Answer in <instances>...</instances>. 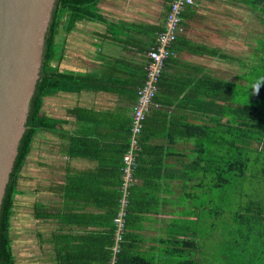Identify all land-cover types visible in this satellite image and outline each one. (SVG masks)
Here are the masks:
<instances>
[{
  "label": "trees",
  "instance_id": "obj_1",
  "mask_svg": "<svg viewBox=\"0 0 264 264\" xmlns=\"http://www.w3.org/2000/svg\"><path fill=\"white\" fill-rule=\"evenodd\" d=\"M101 1L58 0L54 10L46 35L41 79L31 101L27 128L1 207L0 264H110L113 259L115 264H155L131 250L135 224L133 215L140 211L136 205L134 185L129 192L120 250L115 253L113 249L116 236L114 219L122 195L123 156L130 146L132 118L130 124L126 118L117 123L119 116L115 112L110 115L90 103L75 105L67 113L78 120V134L67 135L62 130L65 121L49 115L44 108L45 99L59 93L106 92L121 96L125 93L129 100L136 102L137 91L146 79L143 65L139 66L140 70L130 68L129 74H135L134 81L125 72L124 79L129 84V88L125 89H118L113 84L116 63H131L134 66L127 58H109L106 53L99 52L98 56L105 64L101 71L80 73L62 69L66 52L71 49L67 34L73 32L79 22H107L98 7ZM252 2L264 5V0ZM186 17L185 9L182 13L184 26ZM111 30L116 32L114 27ZM146 30L150 37L146 50H150L162 28L147 26ZM132 40V36H127L128 42ZM173 48L176 52L185 50L218 60L229 59L218 47L192 42L182 35L175 40ZM170 67L174 70H168ZM244 79L251 91L248 98L237 94L234 83L213 75L207 66L180 61L176 56L169 58L160 77L155 104L139 137L135 182L141 166L147 162L146 158L157 149L150 143L152 132L149 126L159 121L154 116L163 117L161 119L174 117L179 122L180 138H206L213 146L215 156L211 173L217 182L212 189L226 188L233 178H239L249 160L246 147L251 149L255 143H261L264 135V69L255 75L248 74ZM168 107H172L173 111L169 112ZM226 116L227 122L223 121ZM42 132L60 136L63 140L68 137L70 142L59 144L56 158L49 156L54 154L49 149V155L41 159L35 151V141ZM63 156L67 157V162H63ZM74 158L95 162V167H73L70 162ZM31 168L36 172L29 174ZM30 180L33 181L31 191L25 188H29ZM183 191L186 195L187 190ZM28 194H34L30 211L21 200ZM240 209L247 212L253 208L242 203ZM19 239L24 243L22 248L19 247ZM186 248V243L179 242V249L166 253L167 261L162 264H170L169 260L175 256L180 260L173 264H199L191 257L192 248ZM29 253L31 258L23 259ZM22 254L24 256L20 257Z\"/></svg>",
  "mask_w": 264,
  "mask_h": 264
},
{
  "label": "rangeland",
  "instance_id": "obj_2",
  "mask_svg": "<svg viewBox=\"0 0 264 264\" xmlns=\"http://www.w3.org/2000/svg\"><path fill=\"white\" fill-rule=\"evenodd\" d=\"M232 13H236V10L230 8L222 18H214L220 24L212 26L213 36L210 42L228 55L229 59L205 57L199 62L209 67L213 75L234 83L237 94L248 98L251 91L244 76L255 75L264 69V11L260 12L259 18L248 6L241 25L234 24ZM78 24L73 32L67 34L70 45L77 44L78 37L83 33L85 38L90 39L92 36L93 28H87L86 31L80 22ZM89 45L86 42L84 49H91ZM91 51H95V47ZM231 57L235 58L230 60ZM69 58L72 65H76V62L83 66L86 63L82 57H77L74 50L67 52L66 59ZM71 100L70 96L45 100L44 108L48 113H60L61 107ZM223 121H228L227 116ZM55 140L58 141L46 132L40 133L35 141L37 156L45 159ZM207 142L206 138L180 139V165L183 168L180 180L174 182L177 185L170 189L174 201L172 207L174 212H178L173 223L178 228L169 235L171 249L167 253L179 249V242H184L187 250L192 248L193 261L199 264H264V135L261 143H255L251 149L246 147L249 160L244 173L239 178H233L231 184L222 189H212L217 182V178L211 173L215 154L213 146ZM35 172L34 168L29 170V174ZM25 175L27 179L28 173ZM28 184L29 188H25L31 191L33 181L30 180ZM183 189L187 190L186 195H183ZM21 200L30 211L34 194L24 195ZM205 203L206 207H199ZM242 203L251 206L252 211L242 212ZM200 215L201 220H198ZM19 240V247H24L23 241ZM30 258L29 254L23 259ZM178 260L180 258L175 256L169 263L173 264Z\"/></svg>",
  "mask_w": 264,
  "mask_h": 264
},
{
  "label": "crops",
  "instance_id": "obj_3",
  "mask_svg": "<svg viewBox=\"0 0 264 264\" xmlns=\"http://www.w3.org/2000/svg\"><path fill=\"white\" fill-rule=\"evenodd\" d=\"M252 1L195 0L193 5L186 8V30L182 36H185L186 39L192 42L213 46L210 44L213 36L212 26L220 24L214 18H222L224 14H228V9H235L236 13H232L231 17H233L235 25H241L240 22L248 6L258 16L261 9H264V5L258 2L254 4ZM170 2L171 0H102L98 4V7L107 22L99 20L80 22L86 31L87 28H93L91 32L92 36L90 39L88 37L85 38L83 33V37L82 35L78 37V43L71 45V49H69L76 51L77 57L79 59L82 57L85 60V65L80 66L81 64L77 65L76 62V65H72L70 63V57L69 59H65L62 64V69L80 73H86L88 71L95 73L97 70L101 71L105 64L104 60L98 56L99 52L106 53L109 55V58L110 56L122 59L127 58L134 63L135 67L133 65L131 66V63H116L117 73L113 86L118 89L129 88V84L124 79L126 76L125 72L129 74L130 68L140 70V65H143L144 70L146 67L148 51L146 50V43L150 40L146 27L157 26L163 30L170 8ZM243 3L246 5H243ZM111 27H114L115 33L112 32ZM118 33L121 34L119 35ZM127 36H132V42L127 41ZM85 41L90 43L89 47L91 49L95 47L96 52L91 51L88 47L84 49V46H86ZM205 57L208 56H200L185 50L177 52L176 54V58L180 61L199 65H204V63L199 61ZM79 59H76V61L79 62ZM168 70L174 69L170 67ZM128 78L133 81L136 80L134 73L132 75L129 74ZM59 96H70L72 100L61 107L60 113H57V111L48 113L45 110L49 115L61 117L65 121L62 124V130L67 135H71L74 132L78 134L80 126L78 120L69 116L67 113L70 107L90 103L95 108L106 111L110 115L115 112L119 116L117 123L121 122V119L124 118L125 120L126 118L130 124L135 105V101L132 102L129 100L125 96V93L122 96L106 92L59 93L49 96L45 100L56 99ZM168 111L172 112L173 108L168 107ZM153 118L159 121L149 126L152 132L150 143L157 147V149L153 150V154L146 158L147 162L141 166V172L136 178L133 187L137 196L136 205L140 211H136L133 215L135 224L133 225L134 236L131 240V250L133 254L145 256L155 264H162L167 261L165 256L171 249V238L169 235L174 232L175 228H178V225L173 223V219L177 216L178 212H174L172 207L174 201L170 194V189L177 185H174V182L180 180L181 168L183 167L182 164L180 165L179 151L181 138L179 136L178 120H175L172 116L164 119H161L163 117L155 116ZM49 135L58 139V141L55 140L50 148L51 152L54 151V154L49 155L56 158L59 144L61 142L69 143L70 141L68 137L63 140L60 136L50 133ZM62 160L63 162H67V157L63 156ZM156 161H158L157 164L154 163ZM94 164L95 162L81 158H74L70 162V165L73 167L80 168L95 167ZM29 254L32 256L31 253Z\"/></svg>",
  "mask_w": 264,
  "mask_h": 264
},
{
  "label": "water",
  "instance_id": "obj_4",
  "mask_svg": "<svg viewBox=\"0 0 264 264\" xmlns=\"http://www.w3.org/2000/svg\"><path fill=\"white\" fill-rule=\"evenodd\" d=\"M58 0H0V213Z\"/></svg>",
  "mask_w": 264,
  "mask_h": 264
},
{
  "label": "built area",
  "instance_id": "obj_5",
  "mask_svg": "<svg viewBox=\"0 0 264 264\" xmlns=\"http://www.w3.org/2000/svg\"><path fill=\"white\" fill-rule=\"evenodd\" d=\"M194 3L195 0H171L164 28L159 32L156 44L147 52L146 79L143 86L137 91V100L132 115L130 146L123 156L122 195L119 201V211L114 219L116 236L113 249L115 253L120 250V242L125 232L129 192L135 182L134 172L137 165L136 155L139 149V137L151 107L155 104L154 99L158 92L159 81L165 63L169 58L175 57L177 54L173 48L174 42L180 35L185 33L186 28L182 22V13ZM110 264H115L114 259Z\"/></svg>",
  "mask_w": 264,
  "mask_h": 264
},
{
  "label": "clouds",
  "instance_id": "obj_6",
  "mask_svg": "<svg viewBox=\"0 0 264 264\" xmlns=\"http://www.w3.org/2000/svg\"><path fill=\"white\" fill-rule=\"evenodd\" d=\"M262 82H264V81H262Z\"/></svg>",
  "mask_w": 264,
  "mask_h": 264
},
{
  "label": "bare ground",
  "instance_id": "obj_7",
  "mask_svg": "<svg viewBox=\"0 0 264 264\" xmlns=\"http://www.w3.org/2000/svg\"><path fill=\"white\" fill-rule=\"evenodd\" d=\"M148 62V61H147Z\"/></svg>",
  "mask_w": 264,
  "mask_h": 264
}]
</instances>
